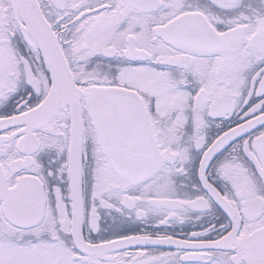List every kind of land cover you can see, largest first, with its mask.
I'll return each instance as SVG.
<instances>
[{
	"label": "snow or ice",
	"instance_id": "6c2138e0",
	"mask_svg": "<svg viewBox=\"0 0 264 264\" xmlns=\"http://www.w3.org/2000/svg\"><path fill=\"white\" fill-rule=\"evenodd\" d=\"M0 264H264V0H0Z\"/></svg>",
	"mask_w": 264,
	"mask_h": 264
}]
</instances>
